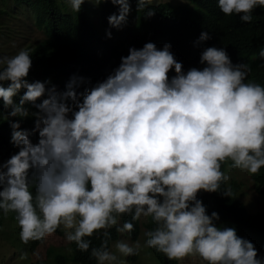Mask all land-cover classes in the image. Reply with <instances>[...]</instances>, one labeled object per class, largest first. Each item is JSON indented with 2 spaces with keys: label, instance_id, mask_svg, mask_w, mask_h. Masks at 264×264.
I'll use <instances>...</instances> for the list:
<instances>
[{
  "label": "clouds",
  "instance_id": "9594fccd",
  "mask_svg": "<svg viewBox=\"0 0 264 264\" xmlns=\"http://www.w3.org/2000/svg\"><path fill=\"white\" fill-rule=\"evenodd\" d=\"M206 1L244 23L264 7V0ZM68 2L77 13L85 0ZM90 2L120 6L108 17L112 27L127 22L129 0ZM137 3L138 11L148 7L146 17L155 14L153 0ZM218 43L206 31L183 32L133 45L108 68L66 82L30 83L28 48L0 56L1 108L12 130L0 158V223H18L35 264L45 238L55 249L70 245L76 264L84 263L73 260L75 250L92 264H264L234 227L216 226L219 214L208 215L200 193L221 192L224 181V196L239 195L231 179L264 169V44L253 75L243 54L229 56Z\"/></svg>",
  "mask_w": 264,
  "mask_h": 264
},
{
  "label": "trees",
  "instance_id": "16d2710c",
  "mask_svg": "<svg viewBox=\"0 0 264 264\" xmlns=\"http://www.w3.org/2000/svg\"><path fill=\"white\" fill-rule=\"evenodd\" d=\"M206 2L209 5L214 3L213 0ZM15 4L27 6L36 26L45 30V36L28 48L32 53V67L27 77L30 83L52 77L66 82L72 74L94 73L114 64L113 60L119 54L127 53L133 45L141 49L154 40L173 41L183 32L189 36L201 35L204 31L211 33L215 41L219 42L216 48H223L232 57L237 53L243 54L245 61L252 67V74L257 75L258 72L259 63L255 55L264 44V7L252 13L251 23H244L236 14L225 16L218 10L202 5L203 0H186V3L179 5L157 0L149 5L155 13L151 17L145 15L148 7L138 11L137 0H129L130 15L135 16V21L127 17V22L116 28L109 25L108 17L118 15L120 6L111 2L96 5L85 0L77 13L68 0H13ZM8 10V0H0V22L2 16L8 20ZM198 19L206 26L200 27ZM2 28L5 26L0 23V31ZM109 32L111 37L108 36ZM9 83L3 82V86L7 87ZM25 91L22 89L16 97L20 99ZM45 98L47 93L36 103ZM2 100L0 98V158L9 153L8 139L12 134L11 119L5 118L8 116L5 115L7 108H1ZM25 105L29 111H37L30 102ZM34 119L30 117L31 121ZM38 139L35 132V141ZM256 180L257 190L264 193V169L256 175ZM225 190L228 189L222 181L221 192L200 191L210 203L208 215L217 212L220 217L214 222L217 227H234L238 236L255 245L258 258H264V215L251 214L235 191L230 190L229 197L222 194ZM0 214L3 212L0 211ZM50 241L45 238L34 249L36 264H45L51 257L53 243L50 244ZM56 260L59 264H67L62 255H57ZM73 260L92 264L85 253L77 250L74 251Z\"/></svg>",
  "mask_w": 264,
  "mask_h": 264
},
{
  "label": "rangeland",
  "instance_id": "374dc122",
  "mask_svg": "<svg viewBox=\"0 0 264 264\" xmlns=\"http://www.w3.org/2000/svg\"><path fill=\"white\" fill-rule=\"evenodd\" d=\"M174 5L186 3V0H159ZM157 2V0H153ZM8 20L2 16L1 24L5 26L0 31V56H12L21 48H31L42 37L45 30L34 23L31 11L27 6L13 5V0H8ZM128 14V18L135 21V16ZM233 188L239 189V196L246 209L254 215H264V193L257 190L256 177L240 180L233 178L230 181ZM230 186V185H229ZM20 227L12 218H4L0 223V264H35L30 250V241L24 244L20 239ZM62 254L69 258L68 264H76L70 260L73 252L70 245L60 250L53 247L51 257L45 264H59L56 256ZM22 256L25 257L22 259ZM127 264H131L129 261ZM133 264H142L137 261Z\"/></svg>",
  "mask_w": 264,
  "mask_h": 264
}]
</instances>
